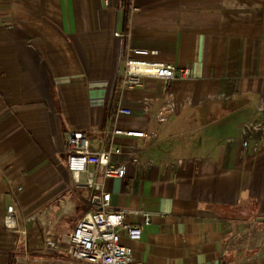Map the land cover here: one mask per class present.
<instances>
[{
    "label": "crops",
    "instance_id": "0c3cea01",
    "mask_svg": "<svg viewBox=\"0 0 264 264\" xmlns=\"http://www.w3.org/2000/svg\"><path fill=\"white\" fill-rule=\"evenodd\" d=\"M125 12L122 0H0V264H87L64 242L42 250L44 231L60 241L89 209L87 173L76 185L66 168L71 131L94 153L121 150L110 162L124 177L104 189L141 226L121 238L135 260L264 264V0H130ZM126 58L188 73L121 88Z\"/></svg>",
    "mask_w": 264,
    "mask_h": 264
},
{
    "label": "built area",
    "instance_id": "2783aa9c",
    "mask_svg": "<svg viewBox=\"0 0 264 264\" xmlns=\"http://www.w3.org/2000/svg\"><path fill=\"white\" fill-rule=\"evenodd\" d=\"M121 36L120 33H114ZM134 55H146L148 50L133 49ZM121 88H130L139 84L141 77L161 78L172 80L176 77H185L187 69H177L171 64L149 62L136 58H126L123 62ZM119 112L128 114L129 110L120 108ZM115 134L127 136H143L142 131L115 129ZM66 144L68 154L66 168L71 173L73 182L80 185L79 175L87 173L84 186L89 190V209L76 222L75 226L60 241H56L48 231L43 233L42 250L59 248L64 242V253L75 262L87 264H141L132 257L131 249L121 242L124 236L128 240H139L142 235L141 226L126 221L130 213L125 209L110 207V192L104 189V180L107 178H123L124 167L112 164L110 156L120 153V149L110 147L100 152L90 150L89 139L81 132L71 131L67 134ZM246 145V141L242 142ZM94 165L95 172H87V166ZM99 177L96 179V177ZM20 215V214H19ZM144 223L149 222V215L143 214ZM23 221L24 218H23ZM4 227L14 230L18 226V213L13 206H7L3 216ZM25 234V231H22Z\"/></svg>",
    "mask_w": 264,
    "mask_h": 264
},
{
    "label": "rangeland",
    "instance_id": "374dc122",
    "mask_svg": "<svg viewBox=\"0 0 264 264\" xmlns=\"http://www.w3.org/2000/svg\"><path fill=\"white\" fill-rule=\"evenodd\" d=\"M190 122V126L195 128V131H193V136L195 137H202V133L199 134L200 131V126L203 123V125H206V122L204 121V117L202 114L200 113H194L192 114V116L189 119ZM185 134H183V137L187 136L188 133L184 132ZM189 136V135H188Z\"/></svg>",
    "mask_w": 264,
    "mask_h": 264
},
{
    "label": "trees",
    "instance_id": "16d2710c",
    "mask_svg": "<svg viewBox=\"0 0 264 264\" xmlns=\"http://www.w3.org/2000/svg\"><path fill=\"white\" fill-rule=\"evenodd\" d=\"M122 5H123V7L125 8V10H126V12H125V14L127 15V13H128V8H129V5H130V0H122ZM125 15V22H126V16ZM84 214V213H83ZM82 214V215H83Z\"/></svg>",
    "mask_w": 264,
    "mask_h": 264
}]
</instances>
